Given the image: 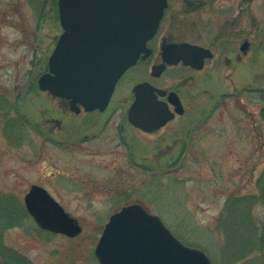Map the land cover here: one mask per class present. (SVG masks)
Listing matches in <instances>:
<instances>
[{"label": "rangeland", "instance_id": "obj_1", "mask_svg": "<svg viewBox=\"0 0 264 264\" xmlns=\"http://www.w3.org/2000/svg\"><path fill=\"white\" fill-rule=\"evenodd\" d=\"M236 2L216 0L203 22L217 26L218 9ZM252 8L253 59L207 65L180 87L183 95L194 94L184 99L188 113L145 132L123 117L133 84L151 79V60L119 83L106 111L75 114L60 99L30 87L47 69L62 33L57 5L0 0V108L14 105L7 115L0 112V192L24 204L31 185H43L81 226L73 237L52 233L27 211L20 225L6 230L5 244L32 264H99L94 249L110 216L139 202L217 264H264V99L252 92L264 89V0ZM247 17L241 16L240 25L248 27ZM186 73L173 67L153 81L175 85ZM16 110L27 123L14 140L5 122L17 117ZM132 153L144 168L129 163ZM244 195L249 211L226 217L231 199Z\"/></svg>", "mask_w": 264, "mask_h": 264}, {"label": "water", "instance_id": "obj_2", "mask_svg": "<svg viewBox=\"0 0 264 264\" xmlns=\"http://www.w3.org/2000/svg\"><path fill=\"white\" fill-rule=\"evenodd\" d=\"M167 6L168 0H58L62 33L48 58V70L38 77L39 88L67 99L75 113L81 107L104 111L124 72L142 53L143 57L151 53L147 42ZM161 53L163 62L152 66L154 76L180 61L200 69L203 58L213 55L188 43L164 44ZM133 92L128 120L145 132L158 130L174 117L169 102L176 113L184 112L175 91L165 101L159 95L165 96L166 90L143 81ZM24 202L41 228L71 237L81 232L79 222L45 187L32 184ZM94 253L101 264H217L201 248L182 242L159 215L139 202L110 216Z\"/></svg>", "mask_w": 264, "mask_h": 264}, {"label": "flooded vegetation", "instance_id": "obj_3", "mask_svg": "<svg viewBox=\"0 0 264 264\" xmlns=\"http://www.w3.org/2000/svg\"><path fill=\"white\" fill-rule=\"evenodd\" d=\"M215 1L216 0H168V7L165 9L160 26L155 36L147 42V46L151 49V53L146 57H143L141 55L138 62L134 66L130 67L117 83L118 86L122 80L125 81L126 76L130 72L134 71V69L140 63L151 60L152 63L149 68L151 79H142L140 81L147 80L155 87L166 90L165 96L159 95V98L165 101H168V95L171 91L177 92L184 106L183 113H176V106L171 102L168 103V107L170 108V110L175 113L174 117L168 123L180 117H183L188 113V105L186 104L184 99L185 97L189 96L194 97V94L189 90L188 95H183L180 87L184 85L187 86V83L189 81H193L197 72L202 71L207 65L212 64L213 62H219L220 60H224L227 63L233 61H236V63H245L252 60L255 56L257 28L255 27L254 21L251 20L253 10L252 6L255 0H237L236 4L232 3L229 7H220L218 9V13H220V17L222 18L218 22L217 26L214 23L209 24L208 21H205L206 23L203 22V15L209 10V8H213ZM244 15L248 16V27L240 25L241 16L244 17ZM166 19L168 20L167 23H169L168 26L161 27L163 26L162 24L165 23ZM213 27L216 28L212 29ZM170 43H188L191 45H197L199 47L209 49L213 53V55L209 58H203L204 66L200 69L194 67L192 64H184L182 61H180L177 64L168 65L160 75H152V66L163 62L161 53L162 46L164 44ZM191 59L194 60L195 58L191 57ZM173 67H181L183 70H186L187 76L180 79L179 82H175V85H171V83H169L162 86L161 84L153 81L160 79L167 70ZM140 81L135 82L131 88V100H126L127 108L125 112L126 114L123 117L124 121L129 122L128 108L135 97L133 87ZM249 90L250 89H244V91ZM253 91H255V89L252 90V92ZM61 101L69 107L68 100L61 99ZM217 107L218 105L216 106V108ZM96 111L84 112H86L87 114H91ZM160 129L161 128H159L158 130ZM158 130H155L153 132H156ZM118 145L124 146V143H122L120 140L118 141ZM132 156L134 158L135 153H133L131 157Z\"/></svg>", "mask_w": 264, "mask_h": 264}, {"label": "trees", "instance_id": "obj_4", "mask_svg": "<svg viewBox=\"0 0 264 264\" xmlns=\"http://www.w3.org/2000/svg\"><path fill=\"white\" fill-rule=\"evenodd\" d=\"M36 1L40 2L42 0L40 1L34 0V2ZM53 3L57 5V0H53ZM40 6L43 7L42 4ZM30 87L34 89H38L37 78L33 80V82L30 84ZM255 91L259 92L261 97L264 99V89H255ZM13 109H14V105L8 104L6 107L2 109L0 108V112H3L7 115ZM16 113H17V117L15 119L8 118L5 122V131L9 135V138H13L14 140L21 139V136L23 134L22 133L23 122L27 123L26 121H24L23 117H21L22 113L18 112L17 110ZM261 115L264 117V109H262ZM129 163L131 165L137 164L138 166L143 168L145 165V163H137V159L136 158L132 159V157L130 158ZM146 165L148 168H153L149 166V164ZM172 165H173L172 163L170 165H167L166 169L169 170ZM261 195L264 198V193H262ZM238 198L233 197L231 199L234 202L233 205H231V203L227 204V209L229 212L226 217L229 218V215L237 210L240 211L244 209L246 211L247 210L249 211V208L247 206L249 197L244 195L241 196L239 199ZM26 215H27V210L24 204L23 203L20 204V202L17 200V198H15L14 195L10 193L0 192V264H12V263L14 264V262H16L17 264H32V262L25 255L20 253L15 248L8 246L4 242L6 230H8L11 227L20 225V223H22Z\"/></svg>", "mask_w": 264, "mask_h": 264}]
</instances>
